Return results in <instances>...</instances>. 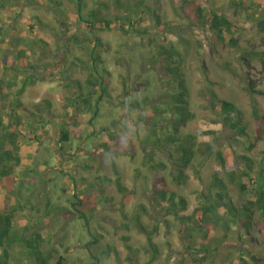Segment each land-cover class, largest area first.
<instances>
[{"label":"rangeland","instance_id":"374dc122","mask_svg":"<svg viewBox=\"0 0 264 264\" xmlns=\"http://www.w3.org/2000/svg\"><path fill=\"white\" fill-rule=\"evenodd\" d=\"M35 1L0 0V50L7 52L9 57L1 53L0 64L4 67L3 61L9 60L28 69L33 64L45 65L35 73L42 75L40 81L27 88L21 101L29 110L36 112V106L44 108V100H48L51 109L46 114L55 131L54 136L39 138L42 144H37L27 127L29 119L23 117L25 123L17 139L18 149L8 139L13 138L12 129H6L0 135V172L10 173L9 169L16 163L11 160L14 154L20 159L9 183L7 178L0 175V209L14 211V235L22 239L27 227L40 232L45 252L54 255L50 264H57L60 259L64 260V264H99L96 259L100 260V264H233L241 254H244L248 264H264V233L259 227L255 228L251 237L241 240L237 224L229 218L228 221L233 224L229 230L225 229L226 218L222 215V209L215 217L218 224L214 222L208 225L209 230L204 232L206 235L191 231L194 242L190 245L182 229L188 221L183 225L175 216L168 215L166 205L156 206L153 192L162 187L164 180L166 188L184 198L188 205L186 210L178 211L179 216L189 217L206 202L204 196L213 176L223 175L215 152L235 151L237 156L248 154L235 131L225 124L224 115L211 110L212 93L217 100L231 102L243 111L244 123L260 153L256 168L262 166L264 121L257 119L256 115L264 117V95L245 89L248 88L245 80H249V85L256 90L264 92V59L239 58L237 52L216 34L199 30L195 22L185 19L187 15L173 12L171 0L146 1L153 9H159L163 23H172L160 35L154 31L156 17L141 16L142 12L148 10L138 7L140 0H84L87 3L83 13L85 20L96 23L89 16V11L93 9L100 10L101 16L107 15L112 21L122 13L120 15L125 22L126 16L131 13L130 16L135 19L141 16L140 20H134V27L143 31V35L126 36L116 30L99 33L103 43L111 47L110 52H103L102 55L106 68L111 72L112 103L100 104L94 129L86 123L88 126L83 130L84 135L95 130L97 137L93 135L89 143L82 146L79 140L71 136V142L64 143L60 150L58 142L62 128L80 131L79 125L73 127L78 119L76 112L66 110L62 101L71 96L70 87L73 86L76 93L74 81L84 83L88 78L89 71L84 69L89 63L88 56L87 52L71 43V51L63 59V48L57 44L56 37L39 29L31 32L30 25L35 23L34 18L38 16L58 29L64 14L75 35L81 39L92 35L85 28L86 23L79 18L71 0H60L61 12L44 5L43 0H38L40 3ZM207 1L212 8L215 5L222 9L238 25L235 40L241 48L248 53L264 54V0H256L252 10L231 5L232 0H201V4L205 6ZM243 1L248 8L249 2ZM176 2L180 6L181 0ZM258 4L262 6L261 10L257 8ZM189 10L186 9V14H189ZM146 31L151 35L145 34ZM2 37L8 43H1ZM37 39L46 41L48 47L37 43ZM156 45L168 48L175 45L184 55L182 69L190 94L189 111L194 118L181 126V134L194 136L197 142H206L215 149L206 156L197 152L194 166L188 170L186 182L181 185L174 179L178 166L168 154L157 152L156 157L157 162L167 164L166 169L153 171L143 165L148 153L154 149L146 145L155 142V138L149 134L151 118L155 115L154 107L164 109L156 122L165 119L163 125H167L177 118V115L169 112L173 101L169 102L166 95L167 83L176 82L177 77L167 75L160 57L153 64ZM76 57L82 58L86 64L76 61ZM73 61L78 65L73 66ZM227 62L238 69L237 75L224 69ZM240 66L248 72H244ZM5 73L0 68V81L8 83L25 76ZM63 76L69 77V80H64ZM144 100L147 102L143 107H131L133 103ZM13 107L11 100L1 101L0 97L2 116L6 117ZM93 113L87 112L86 117H93ZM14 118L17 117L14 115ZM158 133L162 134L161 130ZM103 144L106 146L102 149L100 145ZM119 144L125 152H121ZM66 153L71 156L77 153L76 158H65ZM237 162V167H240L245 160L238 158ZM45 163L49 165L46 167ZM86 165L89 167L86 168ZM115 170L121 176L122 185L127 188L125 193H120L116 185ZM230 193L235 205L244 203L237 188L230 186ZM74 196L82 203L80 209L90 219L91 230L84 221L73 216L75 212L70 201ZM168 203L172 204L170 201ZM155 226L158 231L153 241L160 253L152 261L149 232ZM13 244V256L19 254L22 259L20 253L24 250L23 245L18 240ZM189 246L193 247V251L188 249Z\"/></svg>","mask_w":264,"mask_h":264},{"label":"trees","instance_id":"16d2710c","mask_svg":"<svg viewBox=\"0 0 264 264\" xmlns=\"http://www.w3.org/2000/svg\"><path fill=\"white\" fill-rule=\"evenodd\" d=\"M44 5H49L58 12H61L62 3L60 0H43ZM131 0H129L130 2ZM147 0H140L138 7H145L146 10L142 12V15H150L151 17L155 16V33L160 35L172 23H163L161 16L158 14V8L153 9L150 5L146 3ZM177 0H171V6L173 12H181L187 15L186 20L190 22H195V26L198 25V29L204 32H213L218 36V38L226 43L231 49L237 52L239 58L249 57V58H258L264 59V54L261 53H248L236 42V33L235 31L238 28L237 24H234L225 14V12L216 7L212 8V5L207 1V5L203 6L201 0H181L180 6L176 5ZM249 2L248 8L243 0H232L231 5L240 7L243 10H252L254 8V3L256 0H247ZM158 2V1H156ZM35 3H40L38 0ZM71 3L75 7L77 14L80 19L86 23L85 28L91 33L92 36L89 38L85 37L81 39L75 35V31L72 28L71 24L68 23L67 17L64 16L61 21L60 28L56 29L54 26H51L49 23L44 22L40 17L36 16L34 18L35 23L30 25L31 32H35L38 29L46 33H52L56 39L57 44H61L63 48V59H66L71 51L74 43L75 46H79L81 51L87 52L88 56V65L82 60V58L76 57V61H79L82 64H86L84 69L89 71V76L84 83L77 80L75 88L77 89L76 93L73 92V86L70 87L71 96L68 100H63V105L66 110L72 109L77 114V121L73 124L74 126L79 125L80 131L73 129L62 128L60 130V143H70L71 136L80 141L82 146L87 145L92 139L93 135H96L95 130L92 133L84 135V128L90 125L93 128L95 120L100 114V104L102 103H112L113 99L110 84H111V72L106 68L105 59L103 58L102 53H108L111 51V47L107 43H103L99 33L114 31L120 32L122 35H143V31L136 30L134 27V20H140L141 16H137L135 19L133 16L127 15L125 22L122 21L120 13L115 17V20H111L109 16H101L100 10H90L89 16L94 19L95 24L91 21L85 20L83 18V13L85 8H87V3L84 0H71ZM129 4V3H128ZM116 5H119V1L116 2ZM103 7V4H101ZM131 8V7H129ZM190 8L189 14H186V9ZM259 10L262 9V6L258 4L257 7ZM121 9V8H120ZM263 22V20H261ZM117 26H116V25ZM264 24V23H263ZM115 27V28H114ZM1 33V32H0ZM145 34L148 36L151 35L149 31H146ZM1 36H3L1 34ZM80 38V40H79ZM61 39V40H60ZM152 39V38H151ZM60 41L62 42L60 43ZM82 41V42H81ZM41 43L44 46L48 47V43L42 39L38 40L37 43ZM1 43H8V40L2 37ZM156 44V43H155ZM43 46V49H44ZM59 47H61L59 45ZM157 52L154 55L156 57L155 61H152L153 64H156L159 61V57L164 62V70L168 76H176V82L169 81L167 83L166 95L169 102H172V108L170 107V113L177 115V118L170 124L163 125L164 120L161 122H156L157 118L161 116L164 109L160 106L154 107L155 115L151 118L152 129H150V136L155 138L154 144H146L151 148V153H148L143 165L144 167H149L153 171H158L159 169H166L167 164L164 162H157V152H163L168 154L170 160L175 161V165L178 166V173L175 176V181L180 185L186 182L188 170L194 166L193 161L197 155V152L200 151L203 153V156L212 154L215 149L214 146L206 142H197V138L191 135H182L181 126L194 118V114L189 111V90L185 80V74L183 72V53L176 48L175 45L168 47L156 45ZM160 48V50H158ZM47 51H50V48H47ZM20 52V51H19ZM1 53H4L0 50V63H1ZM7 52L4 53L6 58ZM17 55V53H16ZM15 55V56H16ZM262 55V56H261ZM153 58V59H154ZM31 62V61H30ZM29 62V63H30ZM4 67L0 64V68L6 72L5 74L17 73L25 74L23 78H17L14 81L10 80L9 83L6 81H0V97L1 101L11 100L14 104L13 109L9 110L6 114L7 116H2L0 113V135L4 134L6 129L11 130L13 138H8L10 141H13L12 145L18 147L17 139L19 134L22 133L23 117L29 119L27 122V127H29V133L32 135V140H35L37 144H42L39 138H45L47 136H54L55 131L53 128L52 121L47 117L46 111L51 109V103L48 100H44V108L40 105H37L35 110L36 112L29 110L25 104L22 103L21 97L29 86H33L40 81L42 75H36V71L45 65L33 64L29 69L28 67L20 66L17 64L10 63L9 60H4ZM32 64V62L30 63ZM18 65V66H17ZM73 66L78 65L75 61L72 62ZM2 66V67H1ZM225 68L227 71H230L237 75L238 69L232 68L229 62L225 63ZM244 72H248L245 67H241ZM16 75V74H15ZM64 80H69V77H63ZM248 84V91L264 95L263 91L256 90L251 85H249V80H245ZM176 83V85L174 84ZM74 88V89H75ZM213 102L211 104V110L215 112H221L224 115L225 124L235 131L238 137V141L241 143L242 147L247 151V155L237 156L235 151L223 153L221 151H216L215 156L216 160L220 164L223 175L219 177L214 175L211 181L210 186L207 188V194L204 196L206 202L196 208L191 216L189 217H180L178 214L179 210H186L187 203L182 197H178L174 192L169 191L166 188V182L162 180V187L155 189L154 199L156 201V206L160 207L163 205L168 211V215L175 216L176 220H180L183 225L185 221H188L187 226L182 227L183 232L187 234L188 243L191 245L194 242V239L191 235V231L195 230L198 233L206 235V231L209 230L208 225L218 224L215 220L220 210L223 209V217L226 218L225 229L229 230L230 225L237 224L239 228V236L242 240L243 237H251L252 233L255 231V228L259 227L264 233V158L262 159V166L257 169L256 163L260 158V153L258 151L257 143H254L251 140L250 133L248 132V127L244 123L245 115L243 111L239 110L233 103L225 100H217V97L212 93ZM144 102L142 103H133L131 107L140 108L143 107ZM18 105H15L17 104ZM41 108V109H40ZM81 111V113H80ZM93 111V117H86L87 112L90 113ZM83 113V114H82ZM14 115L17 117L14 118ZM155 117V118H154ZM88 118V119H87ZM256 118L264 121V117L256 115ZM153 120L155 122H153ZM87 123V124H86ZM264 128V122H263ZM160 128V129H159ZM94 129V128H93ZM84 130V131H83ZM161 130L162 134H159L158 131ZM240 133V134H239ZM31 138V137H30ZM88 141V142H87ZM2 138H0V143ZM58 142V143H59ZM106 146V144L100 145V147ZM10 146H7L9 148ZM18 149V148H17ZM119 149L121 152H125L123 146L119 144ZM88 150V149H87ZM76 154L72 156L67 154L65 158H76ZM238 158L245 160V163L237 167ZM13 162H16L9 171L10 173H1L0 175L4 178H7L9 183L12 173L16 170V167L20 163L19 156L14 154L11 159ZM10 160V161H11ZM178 162V163H177ZM49 164L45 163L47 167ZM89 166L86 165V168ZM67 173H65L66 175ZM116 185L120 193H125L127 188L121 183V176L117 170H115ZM230 186L237 188L243 197V204L235 205L233 198L230 193ZM75 198V200H74ZM73 200L70 201L72 208L74 209L73 213L75 218H78L84 221L85 226L90 229V219L87 217V214L84 213L80 208L82 203L74 196ZM172 204H169L168 202ZM89 207V206H87ZM93 209V208H90ZM145 209V208H142ZM228 218L233 221V223L228 221ZM224 222V221H223ZM141 227H143L140 224ZM91 230V229H90ZM157 226L152 232H149V242L151 251L153 254V260L155 261L159 256V248L157 244L153 241V236L157 234ZM205 232V233H204ZM29 233V234H28ZM15 234V223H14V211L2 210L0 209V264H50L54 259V255L45 252L44 250V239L40 232H37L36 229L29 230L26 228V235L20 238ZM19 241L23 245V252L20 259V255L13 256L12 246L15 241ZM17 243V242H16ZM188 249L193 251V247L189 246ZM246 255H250L247 253ZM18 257V258H17ZM17 258V259H16ZM15 259V261H11ZM19 260H22L21 263H18ZM57 260V257L56 259ZM17 261V262H16ZM63 259L57 260V264H64ZM96 263L100 264V260L96 259ZM233 264H248L247 259L244 258V254H241L240 257Z\"/></svg>","mask_w":264,"mask_h":264},{"label":"flooded vegetation","instance_id":"af4514ba","mask_svg":"<svg viewBox=\"0 0 264 264\" xmlns=\"http://www.w3.org/2000/svg\"><path fill=\"white\" fill-rule=\"evenodd\" d=\"M64 77V76H63ZM63 145H64V143H58V149H60V150H62L63 149Z\"/></svg>","mask_w":264,"mask_h":264}]
</instances>
